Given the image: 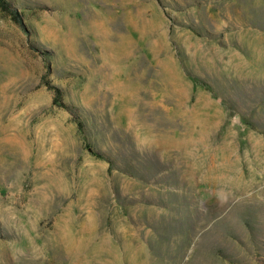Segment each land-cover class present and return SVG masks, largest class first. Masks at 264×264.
I'll return each instance as SVG.
<instances>
[{
    "label": "rangeland",
    "instance_id": "rangeland-1",
    "mask_svg": "<svg viewBox=\"0 0 264 264\" xmlns=\"http://www.w3.org/2000/svg\"><path fill=\"white\" fill-rule=\"evenodd\" d=\"M0 264H264V0H7Z\"/></svg>",
    "mask_w": 264,
    "mask_h": 264
},
{
    "label": "trees",
    "instance_id": "trees-1",
    "mask_svg": "<svg viewBox=\"0 0 264 264\" xmlns=\"http://www.w3.org/2000/svg\"><path fill=\"white\" fill-rule=\"evenodd\" d=\"M0 10L3 11L4 13H7L12 17V19L18 23L22 24V20L19 16L18 13L14 12L7 0H0Z\"/></svg>",
    "mask_w": 264,
    "mask_h": 264
}]
</instances>
